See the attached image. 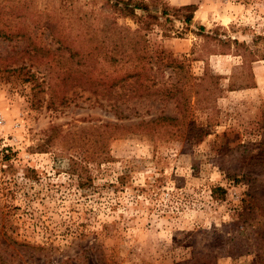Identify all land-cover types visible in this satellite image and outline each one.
<instances>
[{
  "label": "rangeland",
  "instance_id": "374dc122",
  "mask_svg": "<svg viewBox=\"0 0 264 264\" xmlns=\"http://www.w3.org/2000/svg\"><path fill=\"white\" fill-rule=\"evenodd\" d=\"M134 3L149 10L0 0L5 57L28 43L16 37L96 55L116 21L183 65L164 67L159 94L121 101V116L78 86L48 107L20 77L0 79V264H264V0ZM188 70L220 75L222 92L199 97Z\"/></svg>",
  "mask_w": 264,
  "mask_h": 264
},
{
  "label": "trees",
  "instance_id": "16d2710c",
  "mask_svg": "<svg viewBox=\"0 0 264 264\" xmlns=\"http://www.w3.org/2000/svg\"><path fill=\"white\" fill-rule=\"evenodd\" d=\"M117 3L124 15L135 14L137 8L149 10L148 3H134V0H117ZM180 8L189 11L185 21L191 22L197 5L186 4ZM163 14H167L166 10H163ZM151 23L152 21H145L147 25ZM101 31L102 40L98 44L100 53L96 55L91 50L85 52L81 48L77 49L61 38L57 40L59 45L53 50L45 40L38 42L33 37H16L19 41L29 39L28 43L17 44L14 51L7 53L6 57L0 54V79H8L13 75L20 77L24 83L31 86L33 104L44 100L42 94L46 93L49 96L46 99L48 107L54 106L58 98H61L60 103H66L69 99L67 92L72 90L73 94L77 93L78 86L94 95L95 101L101 105H104V100L107 99L113 110L121 116V101L125 103L130 99L160 93L162 90L160 73L165 71L164 67H183L173 59L167 58L166 61L165 57L155 56L149 49L148 37L141 33L142 29L133 31L125 25H118L115 21L103 26ZM184 76L187 77V81H192L196 88L205 85L203 92L198 88L195 90L199 97L212 100L223 90L219 86L220 75L205 71L201 76H194L188 70ZM176 87L177 84L172 83L166 89L174 96L179 91ZM125 99L126 101H123ZM161 119L168 120L167 124L175 123L177 120L171 116L157 117L148 121L140 120L135 125L141 126L148 122L157 125ZM119 125L122 124H115ZM52 129L56 131L57 127L54 126ZM226 194L227 189L224 186L213 188V195L216 198H224Z\"/></svg>",
  "mask_w": 264,
  "mask_h": 264
}]
</instances>
